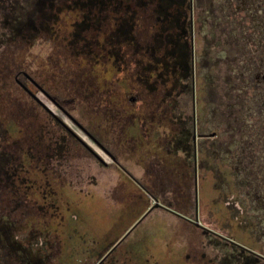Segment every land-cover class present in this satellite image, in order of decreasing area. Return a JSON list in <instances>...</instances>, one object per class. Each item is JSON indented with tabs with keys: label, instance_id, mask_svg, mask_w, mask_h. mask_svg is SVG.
<instances>
[{
	"label": "rangeland",
	"instance_id": "rangeland-1",
	"mask_svg": "<svg viewBox=\"0 0 264 264\" xmlns=\"http://www.w3.org/2000/svg\"><path fill=\"white\" fill-rule=\"evenodd\" d=\"M33 2L0 1L9 20H4L0 12V81L9 96L12 118L8 125H0V183L15 170L6 190L10 196L6 208L9 220H18L22 228L28 225L26 236L31 237L33 248L41 250L42 264H264L261 256L246 249L264 254L263 188H221L213 138H200L198 145L200 225L193 221L195 183L190 188V219L164 206L150 210L156 200L165 205L174 200L173 191L179 189L163 161L166 135L175 127L170 109L158 106L146 113L138 109L139 114L130 117L114 111L90 93L92 73L79 68L81 72L75 74L78 63L74 62L83 63L82 55H73V82H58L67 88L65 98L50 96L29 82L25 72L34 74L28 67L33 62H26V68L17 67L22 70L18 79L36 95L37 101L13 85L17 46L11 44L10 34L16 16L27 18L35 13ZM194 9L197 19L198 0ZM67 13L64 16L72 22L73 12ZM198 27L196 20L194 87L192 82V87L179 95L174 105L182 121L189 114L193 116L195 103L198 131L210 133L217 128L213 111L218 98L214 73L222 65L212 58L208 63L201 58L207 44L200 38ZM212 41L214 48L218 42ZM59 44L62 45L51 36L40 35L23 46L37 57L44 54L61 72H66L68 66L62 60L67 61V57H62L68 52L64 49L62 54ZM124 88L129 101L137 103L138 92L128 91L126 84ZM76 120L98 135L93 136L97 141ZM125 121L135 123L124 131ZM75 133L85 140L84 146ZM131 150L135 152L129 156ZM224 175L233 185L228 163L223 167ZM137 181L144 182L161 197L151 196ZM8 254L0 250V264H13Z\"/></svg>",
	"mask_w": 264,
	"mask_h": 264
},
{
	"label": "trees",
	"instance_id": "trees-1",
	"mask_svg": "<svg viewBox=\"0 0 264 264\" xmlns=\"http://www.w3.org/2000/svg\"><path fill=\"white\" fill-rule=\"evenodd\" d=\"M33 1L35 13L27 18L16 16L17 20H14L10 34L11 44L17 46L13 63L17 74L15 73L16 83L13 85H18L31 99L37 101L34 94L28 90L29 87L26 85V88L18 79L22 70L17 67L26 68V62H33V66L28 67L34 70V74L25 72L29 82L50 96L65 98L67 88L61 86L62 82H73L74 74L70 66L78 63L75 74H79L80 69H84V73H92L90 75L93 76V86L90 93L114 111L119 110L130 117L131 114L138 115V109L143 110L141 113L158 106L170 109V120L175 127H171L166 135L163 161L168 174L175 178V186H180L173 191L176 198L166 205L175 213L190 219V188H193L195 183L194 119L189 114L179 121L178 108L174 105L177 97L192 87L193 82L190 0ZM3 8L5 6L1 3L0 12L7 21ZM71 12L74 19L68 22L67 16L64 15ZM147 27L151 29L147 30ZM40 35L51 36L57 43H61L59 46L63 48L62 54L64 49L67 50L68 55L64 52L62 57H67V61L62 60V63L68 66V71L61 72L47 56L42 54L37 57L23 46L31 44ZM80 49L82 51L77 54ZM73 55H82L83 63L77 61L73 64ZM10 68L12 69L13 65ZM11 81L8 85H11ZM125 84L129 86L128 91L138 92L140 97L137 103L129 101L125 96ZM3 88L0 81V125L6 126L12 118L9 96ZM96 88L101 89V92ZM42 107L44 108L43 105ZM45 110L59 121L63 128H67L56 115ZM125 122L124 131L132 128L135 123ZM90 133L96 136L94 132ZM78 139L83 145L84 142ZM135 142L136 139L133 147L136 146ZM133 150L129 152V156L134 155ZM13 171L4 176L3 184L0 183V250L9 253L7 256L13 264H42L44 258L41 250L33 248L31 237L26 236L28 225L22 228L18 220H9L10 212L6 208L10 196L6 194V190L10 186ZM137 182L151 196L156 199L161 197L144 182Z\"/></svg>",
	"mask_w": 264,
	"mask_h": 264
},
{
	"label": "flooded vegetation",
	"instance_id": "flooded-vegetation-1",
	"mask_svg": "<svg viewBox=\"0 0 264 264\" xmlns=\"http://www.w3.org/2000/svg\"><path fill=\"white\" fill-rule=\"evenodd\" d=\"M194 2L190 0L193 65L195 67L196 20L199 36L207 44L201 58L205 62L212 58L222 65L219 72L214 73L218 98L213 111L217 128L212 132L199 133L194 103L195 188L199 139L213 138L220 187L263 188L264 207V0H198L197 19ZM212 39L218 42L214 48L210 45ZM226 163L233 185L223 176ZM246 249L264 259L263 253Z\"/></svg>",
	"mask_w": 264,
	"mask_h": 264
},
{
	"label": "water",
	"instance_id": "water-1",
	"mask_svg": "<svg viewBox=\"0 0 264 264\" xmlns=\"http://www.w3.org/2000/svg\"><path fill=\"white\" fill-rule=\"evenodd\" d=\"M194 71H195V67H194ZM194 79V78H193ZM194 83V82H193ZM26 88H28L26 85H24ZM28 90H30L29 88H28ZM31 91V90H30ZM32 92V91H31ZM45 92V91H44ZM33 93V92H32ZM46 93V92H45ZM34 94V93H33ZM47 94V93H46ZM49 95V94H48ZM34 96H36L35 94H34ZM76 122H78L77 120H76ZM78 124H79V126L83 129V130H85L92 138H94L93 137V135H91V133L90 132H88L87 131V129H85V127L81 124V123H79L78 122ZM82 141H84L85 142V140L83 139V138H81L77 133H75ZM194 138H195V140L197 139V133L195 132V135H194ZM95 139V138H94ZM96 140V139H95ZM97 141V140H96ZM86 144H87V142H86ZM88 145V144H87ZM89 146V145H88ZM90 147V149H92L93 150V148L91 147V146H89ZM108 154H110L111 155V153L107 150V149H104ZM111 156H113V155H111ZM113 158H114V156H113ZM196 183H197V181H196ZM157 206H164V207H166V208H168L169 210H172L169 206H167V205H165V204H163V203H161V202H159V201H157L156 200V202H155V204L153 205V206H151V208H150V210L153 208V207H157ZM198 208H199V198H198V184H196V218H195V220H193V221H195L197 224H200L201 225V223L199 222V212H198ZM172 211H174V210H172ZM175 212V211H174Z\"/></svg>",
	"mask_w": 264,
	"mask_h": 264
}]
</instances>
